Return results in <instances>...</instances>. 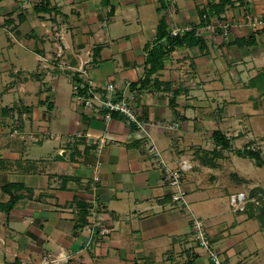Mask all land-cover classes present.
I'll list each match as a JSON object with an SVG mask.
<instances>
[{"label":"crops","instance_id":"obj_1","mask_svg":"<svg viewBox=\"0 0 264 264\" xmlns=\"http://www.w3.org/2000/svg\"><path fill=\"white\" fill-rule=\"evenodd\" d=\"M42 1L0 0V203L4 186H21L0 209V264H213L195 217L226 263L264 264V229L230 203L251 179L232 152L237 125L264 132V95L249 86L264 73V28L248 21L264 0H233L219 16L220 0H49L52 13H38ZM162 19L201 44L175 47L147 88H132ZM74 73L92 81L94 106L76 98ZM126 96L143 128L98 107ZM152 146L169 167L190 165L187 206L173 202Z\"/></svg>","mask_w":264,"mask_h":264},{"label":"built area","instance_id":"obj_2","mask_svg":"<svg viewBox=\"0 0 264 264\" xmlns=\"http://www.w3.org/2000/svg\"><path fill=\"white\" fill-rule=\"evenodd\" d=\"M249 24L254 29H261L264 28V15L263 16H249L248 17ZM220 27L223 28L224 34L227 35L232 24L229 22H225L220 24ZM207 28H212L208 26ZM191 31L189 28H174L172 29L171 35L172 36H182ZM86 81V80H85ZM90 87L88 93L93 96L92 98H96L97 94L92 90V81H86ZM73 83V91L78 100L82 103L84 102L88 106H94L91 100V96L85 97L80 93L81 88L83 85L79 82L72 80ZM108 90L114 91V85L109 84L107 86ZM106 110L105 118L110 120L114 114H119L123 116L126 120L128 125L136 124L143 128V123L139 120L135 108L132 103V98L126 96L120 99H108L104 101L100 106ZM106 141L104 139H100L97 144L98 152H100L105 145ZM151 153L155 158H157L156 162L160 169L163 172L164 180L166 184L173 190L171 197L174 203L179 204L181 206H187V190L185 189V182H184V173L188 171L191 167L188 162L184 159L178 162V165L175 168L169 167L165 161L161 160V155L158 149L155 146L150 148ZM244 194H237L232 197V204H236L239 202L243 204L242 207H238V211H243L248 203H253L249 201ZM243 202V203H242ZM192 231H193V239L197 243L200 248L206 249L209 253V256L213 262V264H228L225 260L221 257L219 252L213 247L212 240L207 228L205 221L201 218H194L192 220ZM109 230H104V233H108Z\"/></svg>","mask_w":264,"mask_h":264},{"label":"trees","instance_id":"obj_3","mask_svg":"<svg viewBox=\"0 0 264 264\" xmlns=\"http://www.w3.org/2000/svg\"><path fill=\"white\" fill-rule=\"evenodd\" d=\"M233 0H220V2L216 5H211L210 13L212 15L219 16L223 13L228 5H231ZM50 2L49 0H43L40 6L36 7V12L38 13H52V10L49 8ZM207 19V18H206ZM208 21V19L206 20ZM195 32L193 30L189 31L185 35L182 36H172L170 30L167 28L166 22L164 19L160 21L158 28V42L153 46V48L149 52L148 56V64L149 69L146 72L145 77L136 84H132L131 87H135V85L140 84L141 89H145L148 87L151 81V76L161 69L164 66V60L168 56L170 52L177 46H181L185 43L193 42L194 44H201V41L195 37ZM200 39V38H199ZM73 80L79 82L83 85L80 93L85 97H89V85L86 81H84L80 75L74 73ZM250 87L257 88L262 95H264V73L259 74L255 78H253L249 84ZM30 111V108H24ZM213 139L217 147L222 150L232 151V146L230 143V139L226 137V135L221 131H216L213 134ZM216 156H219V152H214ZM234 153L242 158H248L255 162L256 166L264 168V158L260 151L253 150L250 147H244L243 149L234 150ZM20 185L10 184L6 185L2 188V191L10 195V200L6 203H0V209L5 212H9L16 205L19 200V196L16 195L13 190L19 189ZM17 189V190H18ZM264 229V208L259 209V213L256 216Z\"/></svg>","mask_w":264,"mask_h":264},{"label":"rangeland","instance_id":"obj_4","mask_svg":"<svg viewBox=\"0 0 264 264\" xmlns=\"http://www.w3.org/2000/svg\"><path fill=\"white\" fill-rule=\"evenodd\" d=\"M253 109V108H249ZM264 126V122H263ZM214 125L208 127V131H212L214 129ZM236 131H239V136L233 138V147L234 150L237 149H243L244 147L250 146L253 150L260 151L261 154L264 156V132L260 133L256 132L254 130V127L251 126L248 127V125L245 123V120L242 119L238 125ZM236 131H228L230 135L234 134ZM252 132L253 136L250 137L249 133ZM252 138V139H251ZM208 141V140H207ZM234 150L232 152H234ZM233 154V153H232ZM240 161L239 164L241 165L242 171H245L251 179L246 180L243 182L244 184H240L243 189H245L244 194L249 201H252L253 203H248L243 211L239 210L240 212H248L251 214V218L255 219L259 225V227L262 228V225L260 224V221L256 217L259 213V209L264 208V168L256 167L252 160L242 157H237ZM231 177V176H230ZM231 180V178H229ZM228 179V180H229ZM237 183H242L240 180H236ZM240 181V182H239ZM232 183H235V180L232 178ZM257 186V187H256ZM239 194V193H237ZM231 195L230 197V203L231 206L234 208L235 211H238V207H242L243 204H240L237 202L236 204H232V197L237 195ZM243 203V202H242ZM196 218V217H195ZM206 250V249H205Z\"/></svg>","mask_w":264,"mask_h":264}]
</instances>
